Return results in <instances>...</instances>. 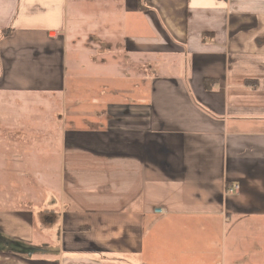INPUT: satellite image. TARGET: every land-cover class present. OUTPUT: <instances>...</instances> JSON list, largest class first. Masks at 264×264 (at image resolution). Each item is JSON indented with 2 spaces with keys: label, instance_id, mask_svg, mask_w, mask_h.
<instances>
[{
  "label": "crops",
  "instance_id": "0c3cea01",
  "mask_svg": "<svg viewBox=\"0 0 264 264\" xmlns=\"http://www.w3.org/2000/svg\"><path fill=\"white\" fill-rule=\"evenodd\" d=\"M164 246L264 264V0H0V264Z\"/></svg>",
  "mask_w": 264,
  "mask_h": 264
},
{
  "label": "rangeland",
  "instance_id": "374dc122",
  "mask_svg": "<svg viewBox=\"0 0 264 264\" xmlns=\"http://www.w3.org/2000/svg\"><path fill=\"white\" fill-rule=\"evenodd\" d=\"M28 113H33V114L35 113L37 115H44L45 114V108L42 109L41 111L37 108H31V110ZM158 256L160 257V258L158 257L159 260L164 261V262H160V263L157 262L158 264H184V262H181V261H177V263H176L177 255L176 254L174 255L172 250L170 252L167 251L165 246L162 247L161 249H159ZM186 260H190L189 264H193V262L197 259H194V257H192V256H188L186 258Z\"/></svg>",
  "mask_w": 264,
  "mask_h": 264
},
{
  "label": "built area",
  "instance_id": "2783aa9c",
  "mask_svg": "<svg viewBox=\"0 0 264 264\" xmlns=\"http://www.w3.org/2000/svg\"><path fill=\"white\" fill-rule=\"evenodd\" d=\"M227 192H228L229 194H234V193L237 192V187H231V188L227 189Z\"/></svg>",
  "mask_w": 264,
  "mask_h": 264
}]
</instances>
